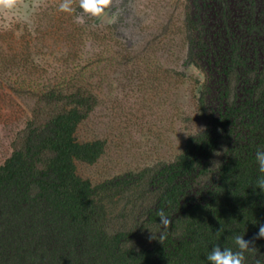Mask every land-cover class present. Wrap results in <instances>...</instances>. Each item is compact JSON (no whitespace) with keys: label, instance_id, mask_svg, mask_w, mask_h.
Masks as SVG:
<instances>
[{"label":"trees","instance_id":"obj_1","mask_svg":"<svg viewBox=\"0 0 264 264\" xmlns=\"http://www.w3.org/2000/svg\"><path fill=\"white\" fill-rule=\"evenodd\" d=\"M189 58L205 74L206 127L172 161L93 183L77 161L96 162L104 138L81 139L98 103L89 59L57 80L30 76L37 96L25 139L0 164V264H209L219 244L237 250L264 223L255 154L264 149V0H188ZM74 27L65 35L76 42ZM34 64V62H33ZM171 224L165 231L157 211ZM223 226V231L217 230ZM244 264H264V239Z\"/></svg>","mask_w":264,"mask_h":264},{"label":"rangeland","instance_id":"obj_2","mask_svg":"<svg viewBox=\"0 0 264 264\" xmlns=\"http://www.w3.org/2000/svg\"><path fill=\"white\" fill-rule=\"evenodd\" d=\"M61 3L39 0L33 9L22 0L0 13V164L23 143L37 108L35 94L16 88L34 75L55 81L80 58L89 59L85 83L98 103L78 135L104 138L107 147L96 162L77 161L79 174L97 183L174 160L207 123L198 105L205 74L188 52V0H110L99 16L79 0L71 12ZM74 27L76 42L65 35Z\"/></svg>","mask_w":264,"mask_h":264},{"label":"clouds","instance_id":"obj_3","mask_svg":"<svg viewBox=\"0 0 264 264\" xmlns=\"http://www.w3.org/2000/svg\"><path fill=\"white\" fill-rule=\"evenodd\" d=\"M110 0H79V6L84 13L93 16H99L103 13L104 9L109 5ZM22 4V0H0V13L13 12L18 9ZM39 6V0H33L32 7L35 9ZM27 7V6H25ZM61 11L71 12V0H63L59 5ZM25 22H29L28 14L19 17ZM7 27V25H5ZM255 159L258 165V171L261 175L257 178L254 189H259L260 193H264V149H258L255 154ZM159 223L165 231L157 234L152 233L150 239H158L161 243L166 236V230L171 224L170 218L165 214L163 209L157 211ZM218 232L223 231L221 226ZM264 239V223L259 224L257 233L252 239H245L244 235L235 234L232 237L237 250L229 247H221L219 244L212 247L211 251L207 254L209 264H244L246 256L245 253L255 250V241ZM255 264H262L260 259H257Z\"/></svg>","mask_w":264,"mask_h":264}]
</instances>
